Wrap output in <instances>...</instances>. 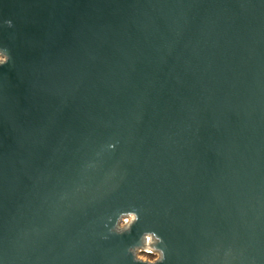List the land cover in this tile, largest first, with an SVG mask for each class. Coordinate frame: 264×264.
Segmentation results:
<instances>
[{"label":"water","instance_id":"1","mask_svg":"<svg viewBox=\"0 0 264 264\" xmlns=\"http://www.w3.org/2000/svg\"><path fill=\"white\" fill-rule=\"evenodd\" d=\"M0 52V264H264V0H0Z\"/></svg>","mask_w":264,"mask_h":264},{"label":"built area","instance_id":"2","mask_svg":"<svg viewBox=\"0 0 264 264\" xmlns=\"http://www.w3.org/2000/svg\"><path fill=\"white\" fill-rule=\"evenodd\" d=\"M130 221V219H128V218H125V221H124V223H123V226H125V224H127L128 222ZM149 240V239H148ZM140 254H144L146 257H145V259H143V260H146V261H148V262H155V261H157L156 260V252H154V251H149V250H141L140 252H139ZM143 256V255H142ZM141 260V259H140Z\"/></svg>","mask_w":264,"mask_h":264},{"label":"clouds","instance_id":"3","mask_svg":"<svg viewBox=\"0 0 264 264\" xmlns=\"http://www.w3.org/2000/svg\"><path fill=\"white\" fill-rule=\"evenodd\" d=\"M8 60V57L6 55L3 54V52H0V65H2L3 63H6ZM149 251H153V249H148ZM138 259H145V257L142 256H138ZM164 259V254L163 252H157L156 253V260H163Z\"/></svg>","mask_w":264,"mask_h":264},{"label":"rangeland","instance_id":"4","mask_svg":"<svg viewBox=\"0 0 264 264\" xmlns=\"http://www.w3.org/2000/svg\"><path fill=\"white\" fill-rule=\"evenodd\" d=\"M142 255H143V256H142ZM138 256L146 257L143 253H142V254L138 253V254H137V258H138Z\"/></svg>","mask_w":264,"mask_h":264}]
</instances>
